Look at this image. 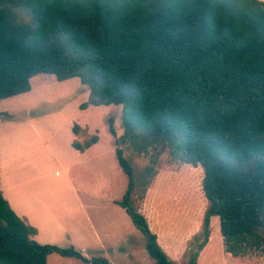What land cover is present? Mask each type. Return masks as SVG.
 <instances>
[{
	"label": "trees",
	"instance_id": "1",
	"mask_svg": "<svg viewBox=\"0 0 264 264\" xmlns=\"http://www.w3.org/2000/svg\"><path fill=\"white\" fill-rule=\"evenodd\" d=\"M37 74L78 78L88 89L80 109L121 105V135L107 119L128 178L114 203L144 235L152 264L177 263L133 205L126 142L137 153L164 143L175 161L202 168L207 207L189 264L213 216L231 256L263 248L264 1L123 0L105 10L100 0H0V100L28 92ZM97 141L95 134L71 146L83 152ZM36 232L0 191V264H46L52 253L85 259L74 247L36 241Z\"/></svg>",
	"mask_w": 264,
	"mask_h": 264
},
{
	"label": "rangeland",
	"instance_id": "2",
	"mask_svg": "<svg viewBox=\"0 0 264 264\" xmlns=\"http://www.w3.org/2000/svg\"><path fill=\"white\" fill-rule=\"evenodd\" d=\"M30 85L28 92L0 100V191L10 206L5 188L26 199L28 212L44 233L43 243L82 249L85 258L52 253L46 264H91L92 259L152 264L144 235L114 203L122 198L128 178L117 163L107 119H113L116 136L121 135V105L80 109L88 89L76 77L57 81L51 74H37ZM74 124L79 125L77 135ZM95 134L98 142L92 151L71 146L72 140ZM121 147L137 179L133 205L145 215L169 258L189 264L207 207L202 168L175 161L161 142L150 144L144 153L129 142ZM209 227L208 241L194 264H264V246L233 257L223 248L218 217L210 218ZM61 229L71 233L70 242L57 235Z\"/></svg>",
	"mask_w": 264,
	"mask_h": 264
},
{
	"label": "crops",
	"instance_id": "3",
	"mask_svg": "<svg viewBox=\"0 0 264 264\" xmlns=\"http://www.w3.org/2000/svg\"><path fill=\"white\" fill-rule=\"evenodd\" d=\"M264 1V0H262ZM98 142V141H97ZM96 142V143H97ZM96 147V144H93L92 146H90L89 148L85 149L83 152H90L92 151L94 148ZM5 194L10 198L12 204H14V206L18 209H16L12 204H11V208L14 210V212L22 219H24L27 223H29L30 225L32 226H36V234L34 235L33 238H35L37 241L43 243L45 242L46 240H42L41 237L44 236V233L41 234L40 233V229L38 227V224L37 222H35V219L34 217L31 216V214L28 212L30 210V206L28 204V202L26 201V199H22V198H19L17 196H15V193L14 192H11V190H9V188H5ZM29 209V210H28ZM123 209V208H122ZM24 210H27L24 212ZM148 221V220H147ZM150 227V226H149ZM151 229V228H150ZM152 231V230H151ZM153 232V231H152ZM58 233V231H57ZM155 233V232H154ZM58 236H62L64 237V239H66L67 241H71L72 239V235L71 233L68 231V230H60V233L57 234ZM95 235V239H97V233L94 234ZM157 235V234H156ZM158 240V239H157ZM86 250V249H85ZM84 250V251H85ZM81 252L82 249L80 250ZM83 254V253H82Z\"/></svg>",
	"mask_w": 264,
	"mask_h": 264
},
{
	"label": "clouds",
	"instance_id": "4",
	"mask_svg": "<svg viewBox=\"0 0 264 264\" xmlns=\"http://www.w3.org/2000/svg\"><path fill=\"white\" fill-rule=\"evenodd\" d=\"M123 0H100V7L105 10H118L122 6Z\"/></svg>",
	"mask_w": 264,
	"mask_h": 264
}]
</instances>
